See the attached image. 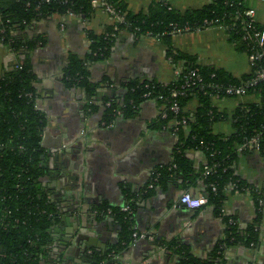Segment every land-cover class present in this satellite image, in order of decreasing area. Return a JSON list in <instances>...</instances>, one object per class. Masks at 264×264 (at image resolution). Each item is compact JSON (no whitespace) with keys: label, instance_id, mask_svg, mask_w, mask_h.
<instances>
[{"label":"crops","instance_id":"obj_1","mask_svg":"<svg viewBox=\"0 0 264 264\" xmlns=\"http://www.w3.org/2000/svg\"><path fill=\"white\" fill-rule=\"evenodd\" d=\"M153 1L125 0L134 13H146ZM211 1L168 0V3L185 12L200 9ZM248 3L256 12L257 22L264 25V0ZM116 20L100 6L88 17L55 14L15 32L26 40H41L26 56L36 78L37 109L45 124L41 145L46 154L44 165L50 172L43 181L53 191L60 219L79 216V229L85 234L70 245L66 264L70 261V264H93L88 255L91 249L106 252L118 246L123 237L122 227L108 212L127 205L133 208V228L155 240H132L116 254L119 264H179L180 258L174 253L179 247L198 259H210L227 237L230 219L245 231L259 214H262L259 244L226 248L223 264H264V213L259 212L251 191V188L264 190V156L260 152L240 149L231 166L248 189L228 190L220 209L213 204L189 209L180 202L184 193L207 196L204 179L199 176L206 165L202 151L186 152L194 169L188 178L178 175L164 185L158 182L155 188H149L158 170L172 166L177 145L173 132L154 127L164 106L147 100L133 117L120 114L112 122L105 120L106 100L123 103L129 82L156 81L168 85L177 79L182 64L171 62L166 43L122 30L106 60L87 62L89 81L98 87L94 97L64 82L70 57L86 61L92 43L90 34H104ZM171 40L175 52L196 56L197 63L203 66L223 69L238 79L253 72L249 55L230 40L224 27L178 34ZM17 61L14 53L0 46V75L14 69ZM258 101L256 95L214 98V106L227 119L217 122L213 132L233 134L232 116L236 110ZM198 107L194 98L184 111L194 117ZM65 221L62 226L70 229ZM165 243L174 246L168 249ZM63 249L60 242L52 244L47 261L42 264H50L48 260L52 261Z\"/></svg>","mask_w":264,"mask_h":264},{"label":"trees","instance_id":"obj_2","mask_svg":"<svg viewBox=\"0 0 264 264\" xmlns=\"http://www.w3.org/2000/svg\"><path fill=\"white\" fill-rule=\"evenodd\" d=\"M93 0H0V44L6 46L17 57V66L0 75V264H42L47 261L48 249L60 234V211L53 199V191L44 183L50 170L45 167L46 154L42 147L44 117L36 108L37 94L34 86L35 76L26 53L33 50L41 40H26L15 35L35 21L59 15L90 16L94 7ZM116 13L122 18L107 27L102 35L90 34V54L85 60L70 57V63L64 72V82L71 88H81L88 96L97 94V85L89 81L87 62L106 60L113 49L118 33L122 30L133 32L137 36H151L161 39L168 45L167 56L175 65L182 64V76L174 82L164 85L156 81L134 80L126 84L127 94L123 103L106 100L105 120L112 122L118 111L124 117L136 115L141 103L152 100L164 106L163 113L154 127L174 132L175 122L186 120L187 126H179L177 145L172 166L160 169L158 184L181 175L188 178L194 173L191 160L186 156L188 150H200L206 158V165L199 176L204 179L209 204L220 209L227 190L236 184L240 191L248 185L234 175L231 166L238 151L246 141L259 137L264 145V83L251 87L247 95H256L258 102L241 105L232 116L234 133L215 134L214 125L227 119L219 112L213 99L237 98L220 93L210 84L224 86L243 85L255 78L257 71L264 68V61L253 63V72L240 79L223 69L203 66L197 63V57L175 52L171 38L186 32H197L210 27L221 26L227 31L230 40L238 44L241 51L250 55L257 49L256 41L248 30L251 9L248 0H212L197 10L185 12L174 9L168 0H155L148 11L134 13L125 0H109ZM256 31H263L264 25L256 22ZM249 36L248 39H245ZM182 62V63H180ZM192 69L204 79L205 88L190 90L186 96L176 101L181 107L178 115L169 108L172 105L170 93L180 89L183 76ZM147 94H150L147 97ZM163 96L166 100H159ZM197 99L199 107L194 117L184 111L192 99ZM110 106L107 107V104ZM166 114V117L163 115ZM188 128V130H187ZM264 156V153H261ZM42 156H45L42 159ZM217 168L206 175V167ZM213 186L216 191H213ZM235 191V190H233ZM257 199L264 197V190L251 188ZM129 207L133 210L132 206ZM114 218L122 227L121 243L109 251L92 250L89 255L93 264H119L114 254L121 253L132 241L134 232L132 214L120 209L112 211ZM259 214L254 224L241 231L237 225H230L227 237L214 250L210 259H198L186 248L179 247L174 253L179 256V264H223V253L232 245L255 247L260 241ZM168 249L173 243H165ZM43 257V258H41ZM48 262H50L48 260Z\"/></svg>","mask_w":264,"mask_h":264},{"label":"built area","instance_id":"obj_3","mask_svg":"<svg viewBox=\"0 0 264 264\" xmlns=\"http://www.w3.org/2000/svg\"><path fill=\"white\" fill-rule=\"evenodd\" d=\"M93 7H103L109 14L114 16L117 21H121V17L116 13L112 5L109 3V0H93L92 1ZM247 16L249 17L248 25L247 28L248 30L251 31L252 37H254L256 41V46L257 49L253 50V52L249 55V59L254 63L257 61H264V30L263 31H256L254 24L257 22L256 20V12L254 9H250L247 13ZM208 29V28H207ZM203 30H198L197 32H200ZM179 34H182L181 30H178ZM185 33H191L189 32L188 29H186ZM195 33V32H192ZM249 36H246L245 39H248ZM182 69L177 72V78L182 76ZM183 84L180 86V89H174L170 95H171V102L172 105L170 106L169 110L174 113L175 115H178L181 112V107L179 103L176 101V99L179 96H186L187 93L194 89L199 88L200 90H203L205 86L203 85L204 79L202 76L197 72V70L192 69L188 74L183 76ZM260 83H264V68H261L257 71V74L255 78H253L251 81L243 84V85H231V86H224V85H219V84H210L209 87L214 88L220 93H224L227 96L230 97H243L247 94L248 89L251 87H254ZM150 94H147V97H149ZM159 100H166L163 96L157 97ZM110 106V103L107 104V107ZM118 115L121 114L120 111L117 112ZM163 117H166V114L163 115ZM174 125L176 126L174 129L173 134L177 137L176 132L179 129L180 125L187 126L186 120H183L181 123L175 122ZM177 125H179L177 127ZM241 150H251V151H258L260 153H264V145L261 144V140L259 137H254L248 141H246L245 144H243L240 148ZM217 168V165L211 166V167H206V175H210L212 171H214ZM155 181L152 183L149 188L153 189L155 188V184L158 183L159 175L155 174ZM228 190L230 191H240L239 188L237 187L236 184H233ZM227 190V191H228ZM213 191H216V187L213 186ZM180 202L184 204L186 207L189 209H200L203 206L209 204V198L208 196L206 197H194L192 194L189 192H186L182 195ZM257 205L259 208L260 213H264V197H260L257 199ZM122 212H127V213H132V209L129 207V205L122 207L121 208ZM108 214L113 215L111 211L108 212ZM230 225H236L235 221L233 219L229 220ZM133 235H132V240L139 241V240H144V239H151L155 240L154 237L151 235H148L147 233H142L137 231L135 228ZM114 259H116L117 255H113Z\"/></svg>","mask_w":264,"mask_h":264},{"label":"water","instance_id":"obj_4","mask_svg":"<svg viewBox=\"0 0 264 264\" xmlns=\"http://www.w3.org/2000/svg\"><path fill=\"white\" fill-rule=\"evenodd\" d=\"M0 46H4L3 44H0ZM45 156H42V159H44ZM67 220V226L70 227V229H64L62 226L63 223H65ZM79 216H70L68 219L63 218L61 220V224L58 226L60 229H62V234H59L55 238V242H60L62 245L63 252L61 251L56 257H52V261H50V264H66L67 262V256H68V250L70 249V245L75 244L78 242L79 238L83 237L85 234L79 229ZM73 230V231H72ZM60 240V241H59ZM53 243V244H54ZM43 258V257H41ZM68 262L67 264H70Z\"/></svg>","mask_w":264,"mask_h":264},{"label":"flooded vegetation","instance_id":"obj_5","mask_svg":"<svg viewBox=\"0 0 264 264\" xmlns=\"http://www.w3.org/2000/svg\"><path fill=\"white\" fill-rule=\"evenodd\" d=\"M17 66V65H16ZM15 66V67H16ZM36 108H37V101H36ZM92 253V249L88 252V255H90Z\"/></svg>","mask_w":264,"mask_h":264}]
</instances>
